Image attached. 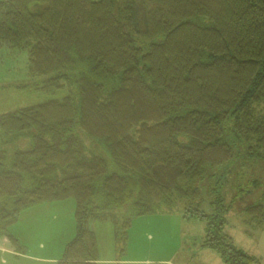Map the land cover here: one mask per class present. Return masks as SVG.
Returning a JSON list of instances; mask_svg holds the SVG:
<instances>
[{"label": "trees", "instance_id": "16d2710c", "mask_svg": "<svg viewBox=\"0 0 264 264\" xmlns=\"http://www.w3.org/2000/svg\"><path fill=\"white\" fill-rule=\"evenodd\" d=\"M3 44L50 75L44 88L68 90L0 114V237L18 250L10 228L25 210L73 198L76 234L58 264H97L91 223L111 222L123 254L135 218L199 198L194 182L233 160L227 131L264 158V0H1ZM25 135L33 148L7 169L5 144ZM246 211L264 224V204ZM204 246L228 264L259 261L212 231Z\"/></svg>", "mask_w": 264, "mask_h": 264}, {"label": "rangeland", "instance_id": "374dc122", "mask_svg": "<svg viewBox=\"0 0 264 264\" xmlns=\"http://www.w3.org/2000/svg\"><path fill=\"white\" fill-rule=\"evenodd\" d=\"M28 57L27 51L12 50L6 44L0 46V114L51 98L60 99L68 93V90L44 88L50 75L32 76ZM70 89L78 99L76 89ZM257 109L264 111V106ZM73 134L84 142L90 155L103 157L110 171H115L111 155L102 142L86 135L79 124L75 126ZM227 139L234 148L235 157L220 168H209L203 178L194 182L193 186L201 190L199 198L179 201L172 212L163 211L135 218L123 254L117 249L113 225L108 222L98 232L102 257L116 255L118 260L127 261L125 264H228L218 249L204 246L212 231L231 237L237 248L257 257L259 261L253 264H264V224L251 223L246 211L253 205L264 204V158L248 155L247 145L237 141L230 131H227ZM32 148L31 136L13 137L4 146L5 167L11 169L17 151ZM181 183L185 184L186 179H182ZM25 186L29 189L34 187L28 179ZM98 195L101 196V193L98 192ZM65 202H72L76 207L73 198ZM63 214L66 221L68 219V225L69 221L71 224V210L69 212L66 207ZM68 228L71 230V226ZM73 232L74 238V218ZM39 235L33 238L37 239ZM31 238L27 236L25 240L34 244ZM20 246L22 249L19 251H31L28 244L20 243ZM63 251L56 249L54 253L62 255ZM0 264H27V260L0 251Z\"/></svg>", "mask_w": 264, "mask_h": 264}, {"label": "crops", "instance_id": "0c3cea01", "mask_svg": "<svg viewBox=\"0 0 264 264\" xmlns=\"http://www.w3.org/2000/svg\"><path fill=\"white\" fill-rule=\"evenodd\" d=\"M65 201L45 203L27 209L20 215L18 222L10 228L11 233L19 241V244L30 245L31 251L29 253L17 250L15 244H9L10 242L6 237H0V251L12 257L25 259L27 260V264H58L63 254L54 253V250H64L65 246L73 239L72 236L74 234L73 218L75 222V204ZM66 207L69 212L71 210V224L69 221V225L68 219L66 221V217L63 214ZM107 223L102 221H93L91 223V229L98 238L99 258L97 264H125L127 261L118 260L116 255L115 257L113 255L112 257H102L98 232L103 227H106ZM70 226L71 230L68 228ZM107 227L110 229V226ZM113 230L112 233L114 232L115 238L114 225ZM38 234H40L39 238H33ZM27 236L32 237L31 239L34 244H30L25 240ZM70 238L72 239L70 240Z\"/></svg>", "mask_w": 264, "mask_h": 264}]
</instances>
